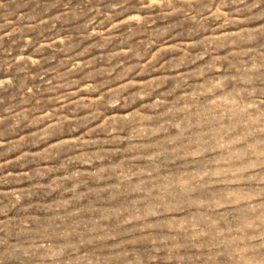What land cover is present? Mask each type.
I'll return each mask as SVG.
<instances>
[{"label": "rangeland", "instance_id": "1", "mask_svg": "<svg viewBox=\"0 0 264 264\" xmlns=\"http://www.w3.org/2000/svg\"><path fill=\"white\" fill-rule=\"evenodd\" d=\"M0 264H264V0H0Z\"/></svg>", "mask_w": 264, "mask_h": 264}]
</instances>
